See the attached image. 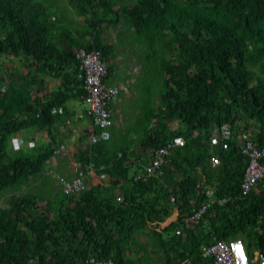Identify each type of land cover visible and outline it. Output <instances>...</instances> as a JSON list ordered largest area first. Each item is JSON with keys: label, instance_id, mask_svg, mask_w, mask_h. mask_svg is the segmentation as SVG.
<instances>
[{"label": "trees", "instance_id": "16d2710c", "mask_svg": "<svg viewBox=\"0 0 264 264\" xmlns=\"http://www.w3.org/2000/svg\"><path fill=\"white\" fill-rule=\"evenodd\" d=\"M106 28L117 29L114 41ZM78 48L100 50L108 75L121 52L140 65L144 152H129L133 128L120 131L77 155L82 168L107 165L103 184L88 179L71 195L62 184L15 193L0 206V264H143L156 250H146L144 235L177 264L187 256L213 264L203 252L219 239L264 248V178L242 195L249 157L240 147L243 133L264 146V0H0V58L21 62L0 64V196L47 175L60 145L53 129L70 101L86 97ZM48 77L62 85L40 95ZM223 123L232 128L229 149L211 139ZM34 129L50 132L48 145L13 148V136ZM177 135L185 145L171 150L162 172L145 173L138 160ZM203 204L200 222L188 223Z\"/></svg>", "mask_w": 264, "mask_h": 264}, {"label": "built area", "instance_id": "2783aa9c", "mask_svg": "<svg viewBox=\"0 0 264 264\" xmlns=\"http://www.w3.org/2000/svg\"><path fill=\"white\" fill-rule=\"evenodd\" d=\"M76 59L79 66V76L83 78L85 97V114L92 120L93 131L90 142L96 144L100 141H107L111 138L110 128L113 125L111 104L118 99L120 88L108 86L105 82L108 76V66L103 60L102 52L98 49L91 51L85 48L76 49ZM5 91V87H2ZM213 145H220L225 149L230 147V139L233 137L231 125L223 123L218 133L212 134ZM26 137V136H25ZM22 134L12 137L14 149L34 148L36 141L34 138L26 139ZM241 150L249 157V164L246 167L242 180V195L247 196L258 183L264 178V146H259L250 139L249 133L240 135ZM185 138L181 135L173 137L172 141L158 148H153L150 153L149 162L143 165V171L148 174L162 172V166L168 161L171 150L177 146H184ZM62 148H56V153H61ZM220 162L218 157L213 158V164ZM82 162L73 161L72 177L61 176L62 190L71 195L78 193L87 187V180L96 175L101 179L107 176L106 165H98L95 162H88L82 168ZM142 174H136V179H140ZM214 190L211 188L208 194L212 196ZM121 200V197H118ZM208 204H203L193 211L187 219L188 223H199L208 208ZM256 247V250H253ZM251 249L241 238L219 239L204 249L203 257L214 259L213 264H264V248L253 246ZM90 264H116L111 258L107 260H97L90 258ZM177 264V263H173ZM178 264H195L190 257H186Z\"/></svg>", "mask_w": 264, "mask_h": 264}, {"label": "crops", "instance_id": "0c3cea01", "mask_svg": "<svg viewBox=\"0 0 264 264\" xmlns=\"http://www.w3.org/2000/svg\"><path fill=\"white\" fill-rule=\"evenodd\" d=\"M131 57L128 55H124V52L119 53L117 56L113 57V59L109 62V64L112 65L113 71L108 75L107 77V84L109 86H117L121 90V94L118 99H116L111 104V113H112V120L113 125L111 128L112 132V138L114 140L119 137L120 131H126L131 128L134 130H131L130 137L135 139V142L131 144V149L129 152L137 153L139 155L141 152H144L142 150L141 145V138H137L138 134L137 131L139 127L137 126V119L140 115L141 111V103L138 104H132L133 97L136 94L134 89V82L132 78H130L129 70L131 68ZM116 63V64H114ZM134 65V62L132 66ZM135 66V65H134ZM46 88L39 92L40 95H43L44 92H52L54 90H57L62 85V80L60 78L55 77H48L45 81ZM133 86V87H132ZM37 96L36 90H33V97ZM85 100L82 99L81 101L78 100H72L70 101L69 109L67 111V115L58 123V126L54 127L53 132H55V139L59 145V147L62 148L61 153L54 154L52 160L50 161L49 169L50 171H46L48 174H56L57 169L61 170L59 174L60 176H72V166L73 161H80L82 162L85 157H78L79 151H85L87 146L90 145L89 137L93 131V123L88 116L85 114ZM66 114V113H65ZM176 123V121H175ZM25 137L26 139L34 138L36 141V146L40 147L43 145H48V143L51 141L50 132L48 130H30L26 131L25 133H20ZM93 145V143H91ZM124 147V146H123ZM85 153V152H84ZM122 153V152H120ZM131 153V155H132ZM142 157V156H140ZM150 156H145L140 158L138 160V164L141 166L146 165L147 162H149ZM141 160V162H139ZM106 165V164H101ZM107 166V165H106ZM51 175V176H52ZM97 176L94 175V177H91L88 180V185L91 186L92 184H103L104 180L100 177L96 178ZM106 178V177H105ZM174 214V213H173ZM172 214V215H173ZM171 215V216H172ZM169 217L171 219H167L165 222L162 223L161 227H165L168 224H170L172 221L177 219V216L174 218ZM149 239V241H142L140 237V242L147 243L148 246L146 247L147 251L155 250V253H151L150 259H145L143 264H147L148 262L152 264H173L176 263L175 259H173L176 254L174 252H171L170 257L163 253L162 250H158L156 245L153 244L151 240V236H146ZM143 243V244H144ZM140 244L136 249H140ZM144 251L136 252V255H143ZM189 257V256H187ZM186 258V257H185ZM192 258V257H190ZM172 259V260H171ZM184 259V258H183ZM181 261V260H180Z\"/></svg>", "mask_w": 264, "mask_h": 264}, {"label": "rangeland", "instance_id": "374dc122", "mask_svg": "<svg viewBox=\"0 0 264 264\" xmlns=\"http://www.w3.org/2000/svg\"><path fill=\"white\" fill-rule=\"evenodd\" d=\"M122 25L118 26V28H121ZM116 33H117V29H113V28H106L105 29V34H109L110 35V39L112 41H114L116 39ZM124 55L127 56V53H124ZM18 63L19 65H21L20 61H13L11 58L9 57H2L0 58V64L2 66H13L14 64ZM116 64V63H114ZM133 64V61H131V68H130V72H129V75H130V78H132L133 82L135 83L138 79H139V73H140V65L139 64H135L132 66ZM142 84L141 82H136L135 85H134V88H135V92L136 94L134 95L133 97V101H132V104H140L141 103V100L143 99L142 97V93L141 91L143 90H140L142 89ZM144 95V94H143ZM170 125L171 126H175L176 123H172L170 122ZM50 171V170H49ZM61 170L57 169L56 172L58 173V175L54 174V175H50L49 174V177L50 178H45L47 175L45 176H39L38 178L36 179H33L28 185L24 186L22 190H16V189H11L9 190L7 193H5L4 195H1L0 196V206H7L9 204V198H11L15 193H19V192H31V193H38V192H41V191H45V193H47V191H50L51 189H53L55 192H58L59 191V187H60V182H61V178H60V175L59 173ZM48 179L47 182H45L46 180ZM48 189V190H47ZM44 205L46 204L45 201L42 202ZM178 215V210H176L174 212V214L171 216L172 218H174L175 216ZM171 219V218H168V220ZM167 220V221H168ZM142 241H149V239L145 236H143L141 238ZM253 250H256V247H253Z\"/></svg>", "mask_w": 264, "mask_h": 264}]
</instances>
